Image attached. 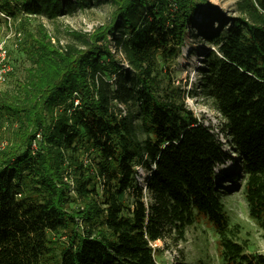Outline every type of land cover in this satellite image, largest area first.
Wrapping results in <instances>:
<instances>
[{
    "label": "trees",
    "instance_id": "obj_1",
    "mask_svg": "<svg viewBox=\"0 0 264 264\" xmlns=\"http://www.w3.org/2000/svg\"><path fill=\"white\" fill-rule=\"evenodd\" d=\"M91 1L0 0V10L51 20ZM106 1L104 22L63 44L41 23L28 33L25 75L0 90L11 135L0 147V264H158L156 241L177 245L200 220L214 228L221 264H264L237 240L220 183L242 178L264 229V0H236L229 17L210 0ZM188 33L212 46L199 91L225 143L178 88H159L158 64ZM224 147L239 171L221 172Z\"/></svg>",
    "mask_w": 264,
    "mask_h": 264
},
{
    "label": "rangeland",
    "instance_id": "obj_2",
    "mask_svg": "<svg viewBox=\"0 0 264 264\" xmlns=\"http://www.w3.org/2000/svg\"><path fill=\"white\" fill-rule=\"evenodd\" d=\"M210 1L219 8L223 16L237 15L236 0ZM110 11L111 5L108 1L92 0L84 9L51 20L46 19L45 15L34 16L21 13L9 18L6 22H2L0 40L5 42L11 70L5 81L0 83V90H13L16 80L23 79L29 61L22 47L27 42L25 39L28 33H33L40 23L54 40L57 39L60 44H63L70 40L69 32L71 30L78 32L94 31L109 17ZM196 19L199 21V14L196 15ZM215 22L214 25H216ZM202 42L204 41L200 36L188 33L185 44L180 47L179 55L158 64L159 88L160 90H164L168 86L178 88L174 97L179 101L183 100L186 108L191 110L193 117L218 134L219 140L225 143V139L220 136L221 120L219 114L212 107L211 102L204 99L199 91L200 80L202 79L199 72L203 67V58L208 48H212V46ZM110 46L113 51L114 39H110ZM77 102L78 99H75L74 103ZM7 129L9 127L6 128V123L0 127V147L11 140V135ZM31 146L35 148L37 142L34 141ZM224 150L229 151L228 147H224ZM228 156L230 158H227L219 167L222 173L237 169L235 165L236 156L231 151H229ZM137 170L138 180L143 183L148 173L141 167H138ZM237 171L239 170L237 169ZM65 180L71 181L70 178H65ZM230 180L225 177L220 181L224 188L230 189L229 193L222 194L221 199L229 215L230 224H238L239 226L236 238L239 242H244L247 253L264 254V229L258 227L248 215L247 204L242 191L243 180L242 178L233 182ZM71 194L74 193L71 192ZM59 238L62 240L64 237ZM216 240L217 236L213 226L206 220H200L193 226L187 227L185 240L180 241L177 245L164 246L161 241H156L155 247H163L161 253L156 256L157 263L170 264L176 260H182L184 264H221Z\"/></svg>",
    "mask_w": 264,
    "mask_h": 264
},
{
    "label": "built area",
    "instance_id": "obj_3",
    "mask_svg": "<svg viewBox=\"0 0 264 264\" xmlns=\"http://www.w3.org/2000/svg\"><path fill=\"white\" fill-rule=\"evenodd\" d=\"M9 18H11V16L0 10V25L2 22H6V20H8ZM19 35L20 34L18 33V36ZM10 70L11 67L7 58L5 42L4 40H0V83L5 81L6 76L10 72Z\"/></svg>",
    "mask_w": 264,
    "mask_h": 264
}]
</instances>
